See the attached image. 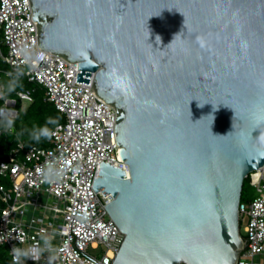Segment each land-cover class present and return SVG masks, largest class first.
Masks as SVG:
<instances>
[{
	"label": "water",
	"instance_id": "water-1",
	"mask_svg": "<svg viewBox=\"0 0 264 264\" xmlns=\"http://www.w3.org/2000/svg\"><path fill=\"white\" fill-rule=\"evenodd\" d=\"M30 3L39 46L117 112L125 164L93 186L125 234L114 264H237L244 181L264 165V0Z\"/></svg>",
	"mask_w": 264,
	"mask_h": 264
},
{
	"label": "built area",
	"instance_id": "built-area-1",
	"mask_svg": "<svg viewBox=\"0 0 264 264\" xmlns=\"http://www.w3.org/2000/svg\"><path fill=\"white\" fill-rule=\"evenodd\" d=\"M0 32V60L7 65L0 70V134H14L20 108L33 102L30 90L9 95L5 78L40 86L64 116L47 146L27 148L19 138L0 160V248L8 249V255L0 251V264H8L5 257L13 263L14 246L41 250L39 259L22 256L18 264H114L125 234L105 208L112 194L93 186L100 163L125 164L117 148L116 109L92 90L94 76L90 84L77 82L78 62L39 46L30 0H0ZM49 167L60 173L53 181L38 171ZM247 179L257 196L239 203V234L251 240L237 264H264V165Z\"/></svg>",
	"mask_w": 264,
	"mask_h": 264
},
{
	"label": "trees",
	"instance_id": "trees-1",
	"mask_svg": "<svg viewBox=\"0 0 264 264\" xmlns=\"http://www.w3.org/2000/svg\"><path fill=\"white\" fill-rule=\"evenodd\" d=\"M6 66L7 65L0 60V70L6 68ZM4 83L9 95H14L18 89L30 90L33 102L24 110L20 108L19 115L13 122L14 134H0V160L6 159L8 152L12 147L16 146L19 138L23 140L27 148L34 145H48L50 136L43 135L42 130L47 128L51 134L53 128L64 121V116L61 115L56 106L45 99L44 89L40 86L34 85L27 80L21 81L19 79H4ZM1 104L2 101L0 100V106ZM19 107H21V103H19ZM247 183H249V180L246 178L243 186L242 200L248 199L244 194ZM0 205L2 204L0 203ZM5 259L7 258L5 257L4 260ZM8 263L13 264L11 260H9Z\"/></svg>",
	"mask_w": 264,
	"mask_h": 264
},
{
	"label": "clouds",
	"instance_id": "clouds-1",
	"mask_svg": "<svg viewBox=\"0 0 264 264\" xmlns=\"http://www.w3.org/2000/svg\"><path fill=\"white\" fill-rule=\"evenodd\" d=\"M120 83H123V78L121 77ZM119 86V85H118ZM0 115H3L2 112H0ZM53 122V121H50ZM12 125V121L8 120L7 121V127L10 128ZM43 135L45 136H50V132L48 131L47 128H44L43 130ZM41 172L42 176L44 177L45 180L47 181H53L57 179L60 175V173L55 172L51 167H49L48 171L45 172L44 170L40 169L38 170ZM13 252V264H18L20 261V258L23 256L25 258H32V259H39L40 252L41 250L39 248H33L29 250H21L19 248H16L15 246L12 249Z\"/></svg>",
	"mask_w": 264,
	"mask_h": 264
},
{
	"label": "rangeland",
	"instance_id": "rangeland-1",
	"mask_svg": "<svg viewBox=\"0 0 264 264\" xmlns=\"http://www.w3.org/2000/svg\"><path fill=\"white\" fill-rule=\"evenodd\" d=\"M33 84H34V83H33ZM34 85H36V84H34ZM44 146H47V145H44ZM244 194H245V196H246L247 198H254L255 196H257L256 188L253 187V186H251L249 183H247L246 186H245ZM41 200H42L43 202H48V203H52V201H53L51 198L47 197L46 195H43V196L41 197ZM101 250H102V249H101ZM101 250H98V252L101 251ZM0 251H5V254L8 255V249H7L6 247L0 248ZM100 253H101V252H100ZM9 260H10V259L7 258V259H5L4 261L8 263ZM8 264H9V263H8Z\"/></svg>",
	"mask_w": 264,
	"mask_h": 264
},
{
	"label": "crops",
	"instance_id": "crops-1",
	"mask_svg": "<svg viewBox=\"0 0 264 264\" xmlns=\"http://www.w3.org/2000/svg\"><path fill=\"white\" fill-rule=\"evenodd\" d=\"M6 67H7V66H6ZM5 79H7V78H5ZM30 104H31V103H30ZM30 104L27 105V108H28V106H29Z\"/></svg>",
	"mask_w": 264,
	"mask_h": 264
}]
</instances>
